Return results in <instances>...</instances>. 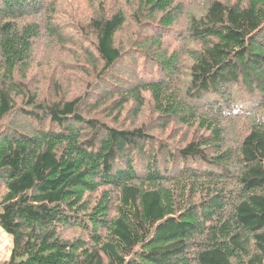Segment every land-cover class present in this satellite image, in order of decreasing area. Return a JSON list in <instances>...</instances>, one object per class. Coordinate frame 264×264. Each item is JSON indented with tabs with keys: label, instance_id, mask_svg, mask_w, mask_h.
Masks as SVG:
<instances>
[{
	"label": "trees",
	"instance_id": "1",
	"mask_svg": "<svg viewBox=\"0 0 264 264\" xmlns=\"http://www.w3.org/2000/svg\"><path fill=\"white\" fill-rule=\"evenodd\" d=\"M78 2L0 0V264H264V0Z\"/></svg>",
	"mask_w": 264,
	"mask_h": 264
},
{
	"label": "rangeland",
	"instance_id": "2",
	"mask_svg": "<svg viewBox=\"0 0 264 264\" xmlns=\"http://www.w3.org/2000/svg\"><path fill=\"white\" fill-rule=\"evenodd\" d=\"M106 1H108V2H110L111 0H106ZM74 2H76L78 5H79V2H78V0H74ZM57 14L58 13H56L55 15H54V18H55V20H57ZM60 15V14H59ZM176 29H177V27H174V30H173V32H177L176 31ZM171 39H173V37H171ZM37 58H38V56H37ZM79 59L80 60H82V62L81 61H79ZM75 58V60L73 61L74 63H73V66L75 67V68H77V69H80V68H84V66L86 65V62H85V60L82 58V57H80V58ZM85 72H86V70H85ZM153 72H155V70H153ZM87 73V72H86ZM88 74V73H87ZM74 78H76V80L77 81H75L74 83H73V85H75L76 83H79L80 84V90H81V88H82V86L84 85V79H86L87 77L85 76V75H83V74H81V73H75V75L73 76ZM237 94V93H236ZM212 100L213 101H211V105H215V99L214 98H212ZM217 101V100H216ZM70 235V236H74V235H77V234H75V233H73V232H68V231H66L65 233H64V235L66 236V235ZM67 235V236H68ZM8 239L5 237V236H3L2 235V233H0V258L1 257H5L6 256V253H8Z\"/></svg>",
	"mask_w": 264,
	"mask_h": 264
}]
</instances>
